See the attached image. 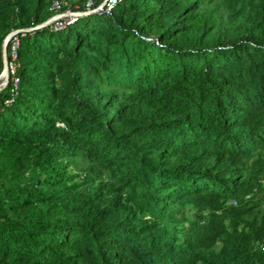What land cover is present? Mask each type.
<instances>
[{
  "label": "trees",
  "instance_id": "trees-1",
  "mask_svg": "<svg viewBox=\"0 0 264 264\" xmlns=\"http://www.w3.org/2000/svg\"><path fill=\"white\" fill-rule=\"evenodd\" d=\"M52 3L0 0V73ZM17 36L0 264H264V0H119Z\"/></svg>",
  "mask_w": 264,
  "mask_h": 264
},
{
  "label": "built area",
  "instance_id": "built-area-1",
  "mask_svg": "<svg viewBox=\"0 0 264 264\" xmlns=\"http://www.w3.org/2000/svg\"><path fill=\"white\" fill-rule=\"evenodd\" d=\"M118 1L119 0H104L97 7H92L94 1L88 0V2L86 3L87 9L84 11H81V10H74L72 8L71 0H53L52 9L54 10V14L49 18L48 25H52L54 30L63 28L67 24L74 22L82 14H86L89 12H96L100 10L110 11L117 4ZM21 31H25V30H21ZM19 32H15L11 38V40L13 39L12 55H13L14 60L17 58V47L19 46V39H18L17 34ZM9 65H10V69L12 73H14L15 64L11 62ZM9 73H10V70H9Z\"/></svg>",
  "mask_w": 264,
  "mask_h": 264
},
{
  "label": "water",
  "instance_id": "water-1",
  "mask_svg": "<svg viewBox=\"0 0 264 264\" xmlns=\"http://www.w3.org/2000/svg\"><path fill=\"white\" fill-rule=\"evenodd\" d=\"M49 24V19H47L46 21H44L43 23L41 24H38L34 27H30V28H27V29H16L12 32H10L7 37L5 38V41H4V45H3V60H4V69L3 71L0 73V78L3 76V73L5 72L6 73V78L7 79L9 77V70H10V65H9V61H8V56H7V48H8V44L13 36V34L15 32H19L21 30H32V29H35V28H39V27H42V26H46ZM2 89V86L0 85V91Z\"/></svg>",
  "mask_w": 264,
  "mask_h": 264
},
{
  "label": "rangeland",
  "instance_id": "rangeland-1",
  "mask_svg": "<svg viewBox=\"0 0 264 264\" xmlns=\"http://www.w3.org/2000/svg\"><path fill=\"white\" fill-rule=\"evenodd\" d=\"M10 64V63H9ZM6 78V74L4 75V77H1L0 78V85L2 86V87H4L6 84H7V82H8V79H9V77L7 78V79H5Z\"/></svg>",
  "mask_w": 264,
  "mask_h": 264
},
{
  "label": "bare ground",
  "instance_id": "bare-ground-1",
  "mask_svg": "<svg viewBox=\"0 0 264 264\" xmlns=\"http://www.w3.org/2000/svg\"><path fill=\"white\" fill-rule=\"evenodd\" d=\"M5 74H6V73L4 72L2 77H4Z\"/></svg>",
  "mask_w": 264,
  "mask_h": 264
}]
</instances>
